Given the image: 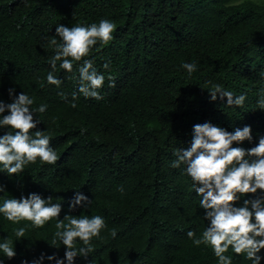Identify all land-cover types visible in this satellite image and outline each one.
Here are the masks:
<instances>
[{"label": "trees", "instance_id": "obj_1", "mask_svg": "<svg viewBox=\"0 0 264 264\" xmlns=\"http://www.w3.org/2000/svg\"><path fill=\"white\" fill-rule=\"evenodd\" d=\"M102 19L116 25L113 39L98 41L88 56L73 61L72 72L65 70L59 87L49 84L56 51L50 39L62 43L55 28L98 25ZM93 57L104 85L115 82L105 100L85 98L78 91V67ZM60 63L53 74L64 70ZM184 63L195 64L196 71L189 75ZM209 81L234 96L244 95L243 106L229 107L219 95L212 101ZM10 89L15 90L12 96ZM22 92L34 99L33 109L47 105L45 112L35 113L40 123L32 132L45 131L50 147L64 161L55 168L33 165L11 177L0 165L4 197L29 196L34 190L59 199L63 181L72 173L93 211L105 203L124 214L155 211L161 198L157 187L186 183L181 176L185 166L173 168L172 163L177 148L190 146L194 125L210 122L230 133L250 126L251 142L232 145L246 150L264 137V110L258 107L264 97V0H0V101L10 104ZM0 133L6 134L2 128ZM209 224L168 227V237L153 247H135L134 239L118 226H112L115 236L107 228L106 237L114 262L133 258L152 264L158 248L167 246L184 248L188 262L194 263L193 239ZM27 226L31 222L14 224L0 215L2 237L11 233L17 239L14 229ZM189 231L195 233L193 239ZM15 247L14 258L0 252V261H41L26 236ZM197 247L214 253L211 245ZM225 255L232 264H252L231 247Z\"/></svg>", "mask_w": 264, "mask_h": 264}, {"label": "clouds", "instance_id": "obj_2", "mask_svg": "<svg viewBox=\"0 0 264 264\" xmlns=\"http://www.w3.org/2000/svg\"><path fill=\"white\" fill-rule=\"evenodd\" d=\"M115 29L116 25L107 19L87 27L57 26L56 36L62 43L55 37L50 39V46H55L56 51L50 60L53 71L48 73L47 82L59 87L65 70L72 72L73 61L79 62L88 56L98 41L103 44L111 41ZM52 53L50 51L49 56ZM58 61H62L59 66L64 70L53 74ZM95 63L93 57L78 67V91L85 98L105 100L111 96L109 87H115V82L110 80L109 87L105 86V76L97 72ZM109 64L103 67L108 69ZM182 67L189 75L196 71L193 63H184ZM208 84L212 101L219 95L222 101L227 98L229 107L243 106L244 95L234 96L220 84L211 81ZM14 92L10 89L9 95ZM61 95L67 99L63 93ZM76 99L74 92L72 107H76ZM33 104L34 99L24 92L10 104L0 101V128L6 133H0V165L10 177L25 173L33 165L55 168L64 161L62 154L50 147L45 131L36 130L33 134L32 130L40 123L34 119L35 113H43L47 108V105H40L33 109ZM258 107L264 110V97L258 101ZM5 111L9 114L2 115ZM251 133L250 126L230 133L210 122L194 125L190 146L177 148L174 153L177 159L172 163L173 168L185 166L186 174L181 173V176L186 183L157 187L161 198L155 211L124 214L107 203L93 211L87 204L90 203L87 194L70 173L63 181L59 199L34 190L29 196L7 191L13 197L7 198L0 188V215L14 224L31 222L32 226L14 229V234L17 239L27 237L41 256L39 264H146L133 258L114 262L106 229L115 236L112 226H118L134 239L135 247H153L168 237V227L182 230L206 220L210 224L203 233H198L199 238L193 239L195 233L192 231L187 233L196 245L194 263L188 262L184 248L164 246L158 248L152 264H232L231 257L225 255L230 247L235 254L245 255L252 264H261L264 260V137L248 150L232 147L234 143L251 142ZM258 190L261 191L258 197H248ZM8 235H0V252L12 259L16 256L17 239H12L11 233ZM202 244L211 245L214 253L208 254L197 247Z\"/></svg>", "mask_w": 264, "mask_h": 264}]
</instances>
